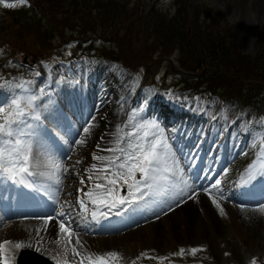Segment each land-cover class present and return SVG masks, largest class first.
I'll return each mask as SVG.
<instances>
[{
    "label": "rangeland",
    "instance_id": "374dc122",
    "mask_svg": "<svg viewBox=\"0 0 264 264\" xmlns=\"http://www.w3.org/2000/svg\"><path fill=\"white\" fill-rule=\"evenodd\" d=\"M189 4L192 5H198V4H205L207 8L210 10L209 15L207 17H222L223 21L227 23L228 26H226V31L229 32V39L231 41L232 47L235 49V51L240 56H249L251 59H259L258 65L256 60H252V63L256 65V67L260 66L259 70L256 69V71L264 72V0H187ZM7 2L11 3L14 1ZM102 3L105 4V6L109 5L111 8L109 10H121L124 11L127 7L128 11H134V10H148L152 5H154L156 8L162 9L165 13H169L171 16L176 12L177 5L175 0H101ZM138 5V6H137ZM19 6V5H18ZM0 7L3 9H6L2 4H0ZM20 7V6H19ZM15 9V8H10ZM151 9V8H150ZM103 11V9H101ZM205 18V14L202 15V19ZM209 19V20H210ZM212 21V20H210ZM27 24V23H26ZM7 26V22L5 19L0 18V45H4L6 41L10 43L15 49L17 50H28V47L32 48L30 51H36L39 52V50H35L33 48L32 44V37L34 36V33L29 34L26 37L23 36V39L19 40L18 37L12 33V31L15 29L12 26ZM29 31V30H28ZM10 39L12 41H10ZM29 51V50H28ZM71 52H69L70 54ZM68 55V53H67ZM258 55V56H256ZM159 52L155 55L156 58H158ZM177 52L175 51L170 52V55H167L163 58V62H160V69H157V77L154 80L155 84L151 89H145L143 92H138L137 84L142 79L143 73L146 71L145 68L142 67V69L139 67V72L137 75H132L131 72L125 70L119 63L116 65H112L109 62L106 61H99V59H95L93 57L87 58H78L77 61L73 62L71 64V71L65 70L62 65L58 62H55L52 67L48 66L46 64H40L39 66H36V71L41 72V82L37 81V84L39 87H44L46 89V92L49 93L52 96V99L56 104L58 102L62 103L65 102V100L69 97V91L73 90L75 92V89L77 87H70L63 88L60 90L61 100L58 98L60 95L57 94V90L59 89V85L64 82L63 79V73L68 72L72 73L75 71V75L72 76V80H77V83L79 84L80 80L84 77L88 80L82 81L85 88L88 84H91L92 82H95V86L97 83L101 80V76L103 75V71H109L111 76L113 75V78L115 81L124 82L125 86H121L122 88L120 96L118 99L115 97L113 98L112 106L116 103H120L124 106L125 113L122 115L123 119L121 121L122 126L124 125V121H127V117L131 108L135 107L137 105H143L145 103V100L147 99L148 103L146 104V112L149 116L158 117L160 122L167 127L168 131L170 133H173L175 129H180V134L187 131L190 133L193 132L195 129H197V132H200L203 130L204 133L208 132L207 123L210 121L213 113H215L219 108V100L217 97L212 96L211 98L205 99L204 96H189V98L183 96L181 92L182 85L178 84L179 79L178 77L191 79L193 78V75L189 74L188 72H184L182 68L179 66L177 61ZM170 58H172V61H170ZM77 62V63H76ZM129 64L135 65L133 61H128ZM32 63V62H30ZM76 63V64H75ZM75 64V65H74ZM21 65V64H20ZM20 65L13 61L8 63V67L10 69L20 67ZM119 65V66H118ZM98 67L101 69L100 71H96L95 67ZM51 68L52 71L47 73L45 71L46 68ZM144 71V72H143ZM107 73V72H106ZM43 74V76H42ZM117 76V78H115ZM76 77V78H75ZM191 77V78H190ZM69 76L66 75V83H68ZM177 84L175 88L172 86L174 84ZM255 84V83H254ZM163 85V86H162ZM81 86V85H79ZM82 87V86H81ZM98 87H100V83L98 84ZM238 88V87H237ZM97 89L94 92V95L98 97L97 95ZM119 91L114 92L115 95H117ZM183 93V92H182ZM114 96V95H113ZM44 99H47V96L44 97ZM115 99V100H114ZM123 99V101L121 100ZM94 101V100H93ZM107 100L104 101L102 104L104 107L106 106ZM96 103L97 100L94 103V106L92 107V101L89 100L87 111L89 112H96ZM223 108L224 114L236 118V115L241 114L243 115L246 113V117L244 119L240 120L241 126L244 129V132L248 134V141L251 138V135L249 134L250 128L252 129V123H255V119L253 116H251L252 112L251 110H244L242 111L239 107L238 101H227ZM162 107H167L170 112L174 114H183L180 119L177 118L176 120L171 118V113L167 115V113L162 109ZM197 109L200 111V117L201 119L198 120V118L195 116V113L197 112ZM111 107L106 111L108 112L106 114L105 121L107 123H110L113 119L112 114L110 113ZM128 110V114H127ZM167 110V109H166ZM188 110L190 112L188 113ZM174 111V112H173ZM240 111V113H239ZM98 112V111H97ZM206 114L209 115L207 118ZM224 114H222L221 118L218 119L217 127L220 126V121H223ZM126 117V119H125ZM103 119V115L101 113H98L96 115V124H101V120ZM198 120V123H197ZM174 121L176 124L175 128H172L174 126ZM120 122V121H119ZM258 122V121H257ZM220 123V124H219ZM223 123V122H222ZM259 123V122H258ZM94 125L97 128V125ZM173 124V125H172ZM91 125L88 134L92 136V140L97 137L96 129L92 124H88V126ZM119 125V124H118ZM87 126V127H88ZM108 128L110 129V125L107 124V127H103L101 130V134ZM116 128V126H115ZM215 129V130H214ZM213 132H215V135L213 136V144L216 145L220 141L219 137H222L218 134L215 128L209 129ZM107 131V130H106ZM84 133L83 129L81 131ZM109 132V131H108ZM99 133V132H98ZM107 134V133H106ZM230 134H227L225 139H223V146H225L229 141L232 142V145L230 146V151L233 152V149L235 146V140L234 136L228 137ZM105 136V134L103 135ZM80 137V135H79ZM183 137V136H182ZM223 138V137H222ZM91 140V141H92ZM90 141V142H91ZM102 141V140H101ZM182 139L181 137L176 139V147L180 151V145H181ZM83 144H86L85 142ZM71 147V145L69 144ZM84 146V145H83ZM94 146V145H93ZM89 147V148H79L78 150L73 151L72 157L67 159V164L71 165H77L78 162L82 163V166L78 169L71 168L70 173L68 175H71L70 180H72V183L70 185H66L67 180H63V176L61 178V184H64V187H62L61 194L59 197V203L55 204V209L59 213L63 211L64 213H67V210H62L61 205L70 203V207H72L74 210L78 211L80 214H87L92 212L91 210V203L87 200V197L85 196V193L93 187V181L89 180V170L85 168V165L89 166L92 165L94 162L93 160V152H97L95 147ZM96 146V144H95ZM227 147V146H226ZM187 150V149H185ZM218 151H220V148H218ZM225 151V149H224ZM246 151L245 148H241L239 153H231L229 155L230 158L240 157L244 152ZM180 154V152H179ZM186 154H188V150L186 151ZM185 156V155H184ZM190 156V154H189ZM199 157V156H198ZM196 156L195 159H193V162L195 163L198 159ZM201 158V156L199 157ZM211 163L212 158L208 159V161L205 163ZM65 166L67 167V164L64 162ZM233 163H229V165L223 166L220 170V174L222 175V179H220V175L217 176V179H220L224 184H228L229 186L232 185L235 182V179H233L231 174V167ZM219 167V164L217 165ZM229 169V172L227 170V175L224 174V170ZM187 170V169H186ZM91 171V170H90ZM210 172V170L206 171ZM204 173V172H203ZM67 174V173H66ZM67 175V176H68ZM66 176V175H65ZM65 178V177H64ZM83 180V183L81 182ZM207 181V179H206ZM198 182V179L196 183ZM68 183V182H67ZM59 185V187H60ZM126 187V186H125ZM202 188V187H201ZM200 189V187H199ZM220 191L223 192L224 196L226 197L225 200H221L222 207L225 209V216L221 217L219 215V212L215 213V219H214V213L211 215L210 221L204 220V223L200 221L203 224V230H205L206 235H202L201 233H194L190 234L189 232H186L184 229L188 228L184 222L183 219L176 215V213L173 215L172 219L169 217V214L165 215L164 213L167 211H161L159 213L158 210L154 209L151 211V214L153 217L150 220H145L133 228L131 231L126 232V235L124 233L117 236V238L108 237L109 235L106 234L105 236L101 235H94V239H90L89 233H83V235H88L86 239H83V235L79 236L82 244L77 245L78 249L81 252L84 251H93L98 252L99 251L103 254L108 251H116L120 254V259L118 261V264H120L124 260V255H126V252L129 247H137L139 246L140 249H145V251H148V254L145 256H141L138 252L140 251L137 249V254L133 253V262L134 260H138L137 263H147V264H167L168 262L171 264H251V260L253 257L256 258L257 264H264V213H261L259 210L258 216L261 218L262 221L258 219L255 215H241V214H233L232 208L235 206L232 202V196L233 192L231 194H227L224 190V187H219ZM198 191V190H196ZM126 195V193H124ZM193 195V194H192ZM207 195V194H206ZM208 196V195H207ZM84 199L85 204L87 205L88 211H83L80 208L79 200ZM197 201V199H194V202ZM206 201L212 205L214 209V205L211 204V199L208 198ZM204 203L195 202L193 205V208H196L199 212L198 208H203ZM253 204V203H252ZM247 205V204H245ZM251 208L244 207L241 208L244 211L245 209L252 210L253 208L257 209L259 204H253ZM250 206V205H249ZM148 207H152L151 205ZM148 207L142 208V210H147ZM166 208V207H165ZM240 209V210H241ZM70 210V209H68ZM165 210V209H164ZM175 211L183 212V210L180 207L175 208L173 213ZM72 213V211L70 210ZM164 212V213H163ZM181 214V213H180ZM200 214V213H199ZM56 215V214H55ZM157 216H159V219H157ZM202 218L204 219L205 215L200 214ZM208 216V215H207ZM132 217V216H131ZM130 217V220H131ZM84 220H86L84 218ZM10 222V220H9ZM75 227H77L78 231L81 233V230H87L89 228L88 222L86 224H79L75 223ZM73 225V226H74ZM151 225H153L155 228L154 234L151 230ZM211 225L210 228L207 226ZM25 228H23V227ZM12 227V226H11ZM15 227V226H14ZM13 227V228H14ZM219 228H222L223 230L220 231ZM118 230H120L118 228ZM10 237L14 239V241L19 240L20 238L23 240L24 238L28 239L29 236H27V232L33 235L32 240L35 244H37V248L44 250L45 255L50 258L51 260L57 262V260H65L67 259L68 264H73V261H76L78 264L79 257L73 256L71 252V246L67 244L68 237L66 235L58 234V237L54 238V236H49L46 234L45 231H41V229L37 228V231L34 229L29 230L27 225L19 224L16 228H14L11 231ZM35 232V233H34ZM222 232V233H221ZM2 233L4 234V230H2ZM9 231L6 235H4V239L8 235ZM122 236V237H121ZM2 235H0V238ZM45 237H50L49 242H45ZM105 237V238H104ZM58 241H62L58 243ZM76 236L73 235L72 237V244H75ZM85 241H87L85 243ZM25 246L33 247L31 245H27L26 241H23ZM156 243V246H155ZM197 247L202 246L205 250L197 253L195 256H192L191 254H186L183 257H180L178 255H173L174 253L179 252V247H185V248H191V247ZM133 249V250H134ZM99 250V251H98ZM228 252L229 255L225 256L224 253ZM166 257V259L161 262L155 259V257ZM152 257V258H147ZM154 257V258H153ZM133 264V263H132Z\"/></svg>",
    "mask_w": 264,
    "mask_h": 264
},
{
    "label": "snow or ice",
    "instance_id": "6c2138e0",
    "mask_svg": "<svg viewBox=\"0 0 264 264\" xmlns=\"http://www.w3.org/2000/svg\"><path fill=\"white\" fill-rule=\"evenodd\" d=\"M0 4L6 8H15L18 5H27L28 0H14L11 3L0 0ZM34 74L39 77L41 72L36 71ZM147 103L146 99L143 105L132 107L125 124L116 126L113 147L105 149L99 143L96 145L100 154L93 152L92 156L98 163L91 165L95 172L89 175L94 187L85 193L87 200L95 206L91 212L92 221L106 219L114 209L117 210L116 216L128 209L135 211L150 205L160 207L161 211L165 207L174 210L173 204L179 207L181 201L187 202L184 200L185 196L192 199L194 181L189 182L188 171L176 147L180 129L170 133L158 117L147 114ZM91 119L95 121L96 117ZM90 127L91 125L85 127L83 131L89 132ZM68 132L64 111L57 106L44 87L38 86L36 80L21 78L16 82L12 78L0 83V186L5 189L9 183L14 186L17 189L15 198L18 202L28 200L30 193L35 192L43 193L51 204H58L59 185L67 171L59 141L68 143L65 139ZM249 134L252 137V146L258 148V151L247 165L239 186L248 188V195L255 196L253 189L256 184L264 182V131L250 128ZM183 135L189 139L192 135L197 137L194 145L189 148V154L195 159L201 148V137L206 134L201 130L191 134L185 131ZM103 139L102 135L101 140ZM84 142L83 139L75 141L77 145ZM183 159L187 160L188 156L185 155ZM224 174L227 175V169ZM221 183L220 179H215L211 189L203 188L202 191L208 193L211 203L219 210V215L224 217L225 209L219 200H225L226 197L219 189ZM125 186L127 194L121 195L119 188ZM212 189L216 190L215 195ZM260 195L264 197V183H261ZM79 205L83 211H88L84 199L79 200ZM257 207L264 213V204ZM52 211L55 212V208ZM164 214L167 215V212ZM65 217L66 213L61 211L56 215L49 213L39 218L45 224L58 221L59 233L68 237L67 244L71 246L73 256L79 257L78 264H118L120 254L116 251L103 254L81 252L77 247L82 244L79 239L80 232L73 226L72 218ZM73 235L76 236L75 244H72ZM60 242L62 241H58ZM9 244V241L0 244V264H13L14 252L8 247ZM14 247L21 249L25 245L18 242ZM204 250L202 246L181 247L173 255L195 256ZM224 255L229 253L225 252ZM141 256H145V253H141ZM155 259L163 262L166 257L158 256ZM56 264H68V261L58 259ZM73 264L77 262L73 261ZM251 264H257L255 257Z\"/></svg>",
    "mask_w": 264,
    "mask_h": 264
},
{
    "label": "trees",
    "instance_id": "16d2710c",
    "mask_svg": "<svg viewBox=\"0 0 264 264\" xmlns=\"http://www.w3.org/2000/svg\"><path fill=\"white\" fill-rule=\"evenodd\" d=\"M175 2L177 10L173 16L155 6L147 12H129L127 7L124 11L114 9L112 12L108 10L111 6H105L101 0H42L40 5L45 8L47 20L54 19L55 14H65L63 26L68 19L78 18L91 31L101 23L104 29L110 30H101L103 38L117 45L119 53L114 56L125 63L133 61L145 67L150 77L163 58L176 51L179 66L195 76L193 89L243 99L252 107L264 109V95L261 96L264 72L256 71L260 66L254 65L256 62L258 65L259 59L240 56L235 51L226 31L227 23L222 17H207L210 10L205 4L192 5L187 0ZM24 22L13 19L9 25L15 28L12 33L19 40L27 33H34L33 46L48 44V33L40 22ZM252 60L256 62L253 64ZM170 61L173 63L172 58Z\"/></svg>",
    "mask_w": 264,
    "mask_h": 264
},
{
    "label": "bare ground",
    "instance_id": "6f19581e",
    "mask_svg": "<svg viewBox=\"0 0 264 264\" xmlns=\"http://www.w3.org/2000/svg\"><path fill=\"white\" fill-rule=\"evenodd\" d=\"M96 89L93 88H83L81 86H78V88L75 89V92H73V90H70L69 93V97L65 100V102L62 104L63 108L68 112L69 116H67V123H68V128H69V132L68 134L65 136V139L68 141V145L70 144L71 147L73 148L76 143L75 141L79 140V139H83L85 141L86 144H81L84 146H88L89 144H92L93 142H95L98 138H99V144L102 146V148H109V147H113L112 141L114 140V133H115V126H117L118 124L120 126H122V119L124 117V113H125V109L124 106L121 105L120 103H116L111 106V110L110 113L113 116V119L110 123H107L105 121V124H109L110 125V129L104 133V139L101 141V136L104 134L98 133V128H96L92 123V117L97 114V109L101 108V104L100 101L102 100V98L104 96L100 97H96L94 95ZM89 100L92 101L91 106H94L95 101L97 100L96 103V112H89L87 111V107H88V103ZM94 100V101H93ZM113 100V99H112ZM81 107H83L82 110ZM104 107V106H103ZM106 107V106H105ZM80 110V111H77ZM108 114V112H106ZM123 115V117H122ZM71 119V120H70ZM70 120V121H69ZM120 121V122H119ZM69 123H71L72 125H70ZM88 124H92L96 131L97 137L94 138L92 140V136H90L87 133H82V129H84L85 127L88 126ZM109 131V132H108ZM107 133V134H106ZM80 135V137H79ZM92 140V141H91ZM91 141V142H90ZM62 144L63 141H60ZM180 155L182 157V163L185 166V168L188 171V175L190 177L189 182L193 183V189L194 192L192 193V199H187V197L185 196L184 200H186L187 202L181 201L180 202V208L183 210V212L180 211H175L173 213V211L175 210L176 205L173 204L172 208L174 210H169L168 208H164L165 210L163 211H167V213L169 214V217L172 219L173 215L176 213L177 216L181 217L183 219L184 224L188 227L186 229H184L186 232H189L190 234H194L196 233H201L202 235H206L205 230H203V224L200 222L202 221L204 223V220H209L211 218V215L214 213L213 211V207L212 205H210L206 199L210 198L209 196L206 195V193L204 191H200L199 187H207L210 185V183L208 184L206 179L203 181V185H198L196 183L197 179H199L200 175L199 173H196L195 168L192 166V163L190 162L189 158L187 160H184V151L182 149H180ZM63 154V153H62ZM98 154H100V150L98 149ZM105 155H107L108 153H103ZM64 162H65V158H64ZM190 162V163H189ZM66 163V162H65ZM95 163H98L97 161H95ZM67 164V163H66ZM68 167V164H67ZM66 167L67 171L68 168ZM92 172L91 174H93L95 172V170H93L91 168ZM67 171L64 173L63 175V180L65 181V175L67 173ZM264 183V182H262ZM64 184H61L59 189H60V193H59V197L61 194V190L62 187H64ZM257 188H261V182H258L256 184L255 189ZM211 189V188H210ZM253 189V191L255 190ZM198 190V191H196ZM214 191V189H212ZM246 191L249 192V189L246 188ZM12 197H13V201L11 202V205L6 204L5 208L8 212V219L3 218L0 214V235H2V237L0 238V244L4 243V235L7 234V232L12 229L14 226H17L19 224L22 225H27L28 229H34L35 231H37L38 229H41V231H45L46 234H48L49 236H54V238L59 234V225H58V221H53L49 224H45L43 219H40L39 217L47 215L49 213H52L53 215L58 214L56 212H53V206L51 204L50 201H48L47 197L43 194V193H34L32 195L34 196H30V198L26 201H21V202H17L15 196H16V192L13 191V193H11ZM197 199L198 202L200 203H204L203 206L204 209L198 208L199 212L197 211L196 208H193L194 199ZM211 199V198H210ZM38 201V204L36 205V202ZM220 202V201H219ZM244 203V205L246 204L244 201H242ZM3 203V194L0 191V204ZM253 204H264V197H262L260 194H258L256 197H254V200L252 201ZM212 204V203H211ZM251 204L250 206L254 205ZM152 207H148L147 210H142L138 209V210H130L128 213H126L125 215H120V216H116L115 218H113V220L118 221L119 222V226H115V228L111 229L112 231H110V233H106L108 235H111L113 238H117L118 235L124 233V235H126V232L131 231L133 228H135L138 223L145 221V220H150L153 215L151 214V211L156 209L159 211V213L161 212V208L158 206H153ZM247 206H249V204H247ZM241 208H236L233 207L232 211L233 214H243V215H255L258 217V219L260 221H262V217L260 218L258 216V208L255 209L253 208L252 210H248L245 209L246 211H244ZM250 209V208H249ZM164 213V212H163ZM181 213V214H180ZM205 215L204 219L202 218V216H200V214ZM208 215V216H207ZM245 215V216H246ZM132 216V217H131ZM131 217V220H130ZM215 213H214V219H215ZM10 220V222H9ZM108 221V220H107ZM98 223V226H101L104 223V220H100ZM215 223H216V219H215ZM54 225V226H53ZM114 225V224H112ZM12 226V227H11ZM151 230L154 234V226L151 225ZM118 228L120 230H118ZM2 230H4V234L2 233ZM220 231H222V228H219ZM35 233V232H34ZM118 233V234H117ZM222 233V232H221ZM56 237V238H57ZM122 237V236H121ZM50 237H45V242H49ZM108 237H106L105 239H107ZM31 245V244H30ZM15 243H11L8 245L9 248L12 249V251L14 252V257H13V264H15V257H16V253L19 251V249H15ZM156 246V243H155ZM24 248H28V249H33V251H35V253H39L41 255H44L42 249L40 248H33V247H29V246H25Z\"/></svg>",
    "mask_w": 264,
    "mask_h": 264
}]
</instances>
